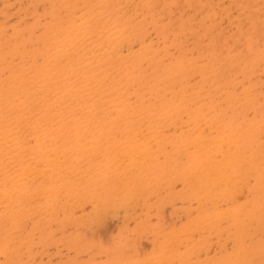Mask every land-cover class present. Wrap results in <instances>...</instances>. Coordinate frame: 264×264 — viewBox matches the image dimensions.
<instances>
[{"label":"rangeland","instance_id":"rangeland-1","mask_svg":"<svg viewBox=\"0 0 264 264\" xmlns=\"http://www.w3.org/2000/svg\"><path fill=\"white\" fill-rule=\"evenodd\" d=\"M129 1L130 3L128 0H0V208H6L5 211L0 210V264H264V147H261L264 142L259 145L260 140L263 141L264 138V0ZM126 32L128 37L121 40L125 42L123 44L119 37ZM82 33L87 37L84 38ZM116 36L118 40L115 39ZM87 38H92L93 42ZM125 39L128 43L133 42L128 45ZM88 42H91L90 46L87 45ZM80 44H84V50ZM113 46L115 48L112 50ZM133 47L138 52L146 53L140 55ZM128 48V54L136 52L138 55L128 56ZM85 49H88L89 53ZM107 53L111 55L108 56ZM99 54L101 55L98 56ZM93 56L95 57L92 58ZM108 57L110 58L107 60ZM74 94L82 98V109L75 107V98L71 99ZM106 95L107 98L104 97ZM61 97L66 101L63 111L56 107L60 104L58 100ZM107 101L111 103L108 104ZM65 113L75 115V121H88L86 125H100L94 132L103 137L96 143L94 140L76 142L71 133L72 129H61ZM25 114L28 115L24 116ZM194 118H199L201 123H195ZM205 122L225 126L231 133L229 137H235L241 143L239 146L242 147L244 163L242 168L246 172L243 179H239L242 184L234 179L236 174H233V171L238 169L236 167L226 174L228 184L224 186L225 189L218 187L214 190V187H208L203 189V193L195 190L199 176L196 173L200 166L193 158L195 148L190 144L193 137H198L200 141L203 139L197 127ZM141 126L144 127L142 130ZM132 128L136 135L130 137L127 133ZM141 131L145 132L142 134ZM12 134L13 139L10 136ZM144 136L146 139H142ZM38 137L40 140H37ZM15 140L19 141L18 143L23 141L26 145L22 146L24 143H21L20 146ZM39 141L40 143H36ZM143 144L146 146L142 149ZM125 147L129 149L126 150ZM1 148L7 152L3 153ZM46 148L48 149L45 151L49 154L42 151ZM62 149L64 156L60 157ZM93 149H96V152ZM57 150L60 155H57ZM86 150L89 153H85ZM135 150L140 152L139 156H133L132 151ZM147 150H151V153ZM143 152H148L152 157H149L147 162L149 166H144V172L139 173L138 170L146 159L140 158ZM41 153L45 154V159ZM114 154L119 162L114 158ZM5 155L7 158L11 156L9 159L13 164L10 165L5 160ZM120 155L124 157H119ZM102 156L104 159L108 157L103 161ZM58 157L62 163L65 159V166L62 163L60 165ZM74 157L80 162L79 165ZM69 158H74L77 165ZM121 158L124 159L122 163L119 160ZM37 159L43 160L44 164L39 163ZM50 161L54 163L53 166L56 162L61 166L57 163L58 167L54 166L53 170L56 171H52V175L50 168L53 166H50ZM95 161L99 165L104 164L95 168ZM47 162L50 164V171L47 170L49 175L44 170L48 168ZM119 163L125 168L119 167ZM72 164L76 170L69 166ZM192 164L197 170L190 167ZM62 165L65 168L67 165L69 172L62 170ZM83 165L85 170H90L89 175L87 171L80 169ZM33 167L37 171L34 172ZM121 168L127 174L120 171ZM26 169L29 172L28 177L33 173L39 175L43 171L46 175L41 173L39 180L37 175L34 178L32 175L29 180L25 177ZM57 170V174L62 175V178L55 174ZM74 170L77 173L76 175L74 172L75 176L72 175ZM200 170L203 174L199 178L203 177L204 180L207 170ZM123 173L124 176H121ZM66 174L70 175V179ZM64 175L68 179H63ZM48 177L54 182L56 178L59 180L52 183ZM42 178H47L46 181L50 182L46 183ZM18 180L21 182H16ZM75 180L80 186L76 185ZM231 184H235L232 185L233 192L230 189ZM73 185L79 188L74 189ZM19 187H22L24 198L18 194ZM48 187L51 189H47ZM62 188H65V191L62 190L61 193L59 191ZM99 188V191L96 190ZM209 189L212 194L207 196ZM50 190H54L55 194L59 193L54 195ZM14 194L15 196H12ZM51 194L56 196V199ZM192 194L198 195L194 198ZM200 194L206 195L207 199ZM70 195H76V200ZM2 198L10 199L11 202L8 201V205L7 201L3 204ZM95 199L98 200L97 206L105 201V204H102L103 209L102 206L97 208L95 201H91ZM216 200L219 202L214 204ZM46 201L50 207L46 206ZM100 201L102 203H99ZM230 202L233 206L228 204ZM31 203L34 205L30 208ZM58 203L60 206L56 205L57 210L54 204ZM131 203L133 204L130 206ZM68 204H71V207L76 204V207L73 209ZM65 205H68L69 209ZM93 207L96 208L92 210ZM113 208L117 211L116 215ZM193 208L191 216L190 211ZM90 212H93L92 215ZM203 213L207 215L204 216ZM119 216L123 217L119 219ZM106 223L113 226L109 224L106 227ZM191 225L193 227H187ZM181 228H188L190 231L185 229L184 232ZM100 230L104 232L101 233ZM175 235L180 237L177 241H172ZM189 237L193 241L195 238V243L188 241ZM200 239L203 242L198 243ZM168 240L173 245L167 247ZM173 242L179 245L174 247ZM187 246H190V249L198 248L197 253L195 249L188 251ZM180 252L185 253H181V256L186 257H178L180 254L177 253Z\"/></svg>","mask_w":264,"mask_h":264},{"label":"bare ground","instance_id":"bare-ground-1","mask_svg":"<svg viewBox=\"0 0 264 264\" xmlns=\"http://www.w3.org/2000/svg\"><path fill=\"white\" fill-rule=\"evenodd\" d=\"M114 2H115V0H114ZM128 2L130 3L129 0H128ZM135 2H137V1H135ZM146 2H147V0H146ZM123 3H124V1H123ZM123 3H122V4H123ZM104 4H105V3H104ZM225 4H226V2H225ZM134 5H135V3H134ZM134 5H133V6H134ZM141 5H142V4H141ZM133 6H132V7H133ZM122 7H124V6H122ZM132 7H131V8H132ZM136 7H137V6H136ZM140 7H141V6H140ZM88 8H89V7H88ZM125 8H126V7H125ZM127 8H128V6H127ZM129 9H130V5H129ZM79 11H80V10H79ZM81 11H82V10H81ZM128 11H129V10H128ZM121 12H122V10H121ZM123 12H124V11H123ZM125 12H126V11H125ZM125 12H124V13H125ZM129 12H130V11H129ZM119 13H120V12H119ZM77 14H78V13H77ZM77 14H76V15H77ZM87 14H88V13H87ZM71 15H72V14H71ZM97 16H98V15H97ZM97 16H96V17H97ZM100 16H102V15H100ZM120 17H121V16H120ZM225 20H226V19H225ZM10 21H11V20H10ZM243 21H244V20H243ZM79 22H80V21H79ZM225 22H226V21H225ZM89 24H90V23H89ZM114 25H115V24H114ZM115 27H116V26H115ZM115 27H114V28H115ZM150 28H151V27H150ZM233 29H234V28H233ZM110 30H111V29H110ZM123 30H127V29H123ZM149 30H150V29H149ZM104 31H105V29H104ZM113 31H114V29H113ZM229 31H230V30H229ZM102 32H103V31H102ZM110 32H112V30H111ZM119 33H120V32H119ZM119 33H118V35H119ZM127 33H128V32H126L124 35H126ZM75 34H76V33H75ZM101 34H102V33H101ZM107 34H108V32H107ZM107 34H106V35H107ZM114 34H115V33H114ZM81 35H83V33H82ZM97 35L99 36L100 33L97 34ZM97 35H96V36H97ZM104 35H105V34H104ZM111 35H112V34H111ZM111 35H110V36H111ZM124 35H123V34L120 35V37H119V41H121L122 39H124V37H126V38L128 37L127 35H126V36H124ZM130 35H131V33H130ZM152 35H153V33H152ZM83 36H85V35H83ZM69 37H70V34H69ZM86 37H87V35H86L84 38H86ZM137 37H138V36H137ZM108 38H109V35H108ZM113 38H114V37H113ZM116 38H117V40H118V36H116L115 39H116ZM58 39H60V38H58ZM68 39H69V38H68ZM87 39H89V38H87ZM95 39L97 40V38H95ZM95 39H94V41H95ZM100 39L102 40V38H100ZM106 39H107V37H106ZM110 39H111V38H110ZM134 39H135V38H134ZM54 40H55V39H54ZM56 40H57V39H56ZM92 40H93L92 38L89 39V41H92ZM125 40L127 41V39H125ZM51 41H52V40H51ZM65 41H66V40H65ZM82 41H83V40H82ZM86 41H88V40H86ZM99 41H100V40H99ZM99 41H96V42H99ZM113 41H115V40H113ZM136 41H137V40H136ZM71 42H72V41H71ZM92 42H93V41H92ZM122 42H123V41H121V43H122ZM132 42H133V41H131V42L129 41V43H132ZM134 42H135V41H134ZM48 43H49V42H48ZM69 43H70V42H69ZM79 43H80V42H79ZM90 43H91V42H88L87 45H89ZM104 43H106V42L104 41ZM104 43H103V44H104ZM110 43H113V42H110ZM124 43H125V42H123V44H124ZM127 43H128V41H127ZM127 43L125 44V47H127V46H126ZM129 43H128V45H129ZM135 43H136V42H135ZM67 44H68V43H67ZM84 44H85V43H84ZM84 44H80L79 46L82 45V48H83V47H85V46H83ZM93 44H94V43H93ZM107 44H108V43H107ZM113 44H114V43H113ZM113 44H112V45H113ZM115 44H116V43H115ZM136 44H137V43H136ZM138 44H139V43H138ZM77 45H78V44H77ZM85 45H86V44H85ZM87 45H86V46H87ZM90 45H91V44H90ZM90 45H89V46H90ZM104 45H105V44H104ZM116 45H118V44H116ZM141 45H142V44H141ZM70 46H71V45H70ZM89 46H88V47H89ZM119 46H120V45H119ZM131 46H135V45H131ZM75 47H76V46H75ZM75 47H71V48L73 49V48H75ZM96 47H97V46H96ZM103 47H104V46H103ZM123 47H124V46H123ZM125 47H124V49H125ZM137 47H138V46H137ZM99 48H100V47H99ZM101 48H102V47H101ZM106 48H107V46H106ZM106 48H104V49H106ZM108 48H109V47H108ZM113 48H115V46L111 47L112 50H113ZM120 48H121V46H120ZM129 48H130V46H129ZM129 48H128V50H127V54H128ZM138 48H141V47H138ZM72 49H71V50H72ZM93 49H94V47H93ZM95 49H96V48H95ZM95 49H94V50H95ZM135 49H136V47H135ZM141 49H142V48H141ZM71 50H70V51H71ZM83 50H84V48H83ZM85 50L88 52V49H85ZM94 50H93V51H94ZM96 50H97V49H96ZM108 50H109V49H108ZM117 50H118V48H117ZM133 50H134V47H133ZM70 51H66V52L68 53V52H70ZM100 51H101V50H100ZM102 51H104V50L102 49ZM102 51H101V52H102ZM118 51H119V50H118ZM121 51H122V50H121ZM124 51H125V50H124ZM130 51H132V48H131ZM134 51H137V49L134 50ZM66 52H65V53H66ZM83 52H84V51H83ZM87 52H86V53H87ZM97 52H99V51H97ZM137 52H138V51H137ZM144 52H145V51H143V52L140 51V52H138V53H140V55H141V53H144ZM65 53H64V54H65ZM80 53H82V52H80ZM88 53H89V52H88ZM125 53H126V52H125ZM145 53H146V52H145ZM194 53H195V52H194ZM95 54H96V52H95ZM107 54H108V56H109V54L111 55V53H107ZM113 54H114V53H113ZM113 54H112V55H113ZM129 54H130V56L133 55V54L138 55L136 52H135V53H132V54L129 53ZM129 54H128V56H129ZM78 55H79V54H78ZM83 55H85V53H84ZM92 55H93V53H92ZM96 55H97V54H96ZM100 55H101V54H99L98 56H100ZM121 55H122V54H121ZM121 55H119V56H121ZM123 55H124V54H123ZM140 55H139V56H140ZM144 55H145V54H144ZM89 56H90V55H89ZM125 56H127V55H125ZM79 57H81V56H78V58H79ZM94 57H95V56H93L92 58H94ZM117 57H118V56H117ZM134 57H135V56H134ZM32 58H33V56H32ZM82 58H83V56H82ZM102 58H103V57H102ZM109 58H110V57H108L107 60H108ZM124 58H125V57H124ZM132 58H133V57H132ZM76 59H77V58H76ZM97 59H99V58H97ZM113 59H115V58H113ZM130 59H131V58H130ZM83 60H84V59H83ZM93 60H94V59H93ZM95 61H96V59H95ZM54 62H56V61H54ZM80 62H81V61H80ZM103 62H104V61H103ZM83 63H84V62H83ZM86 63H88V62H86ZM97 63H98V61H97ZM97 63L94 62V64H97ZM92 64H93V63H92ZM94 64H93V65H94ZM82 65H83V64H82ZM85 67H86V66H85ZM260 73H261V72H260ZM208 74H209V73H208ZM48 77H49V76H48ZM97 77H99V76H97ZM239 78H240V77H239ZM196 79H197V78H196ZM8 80H9V79H8ZM65 81H66V80H65ZM88 82H89V81H88ZM94 82H96V81H94ZM94 82H93V84H94ZM189 82H191V81H189ZM22 83H23V82H22ZM85 83H86V82H85ZM96 83H97V82H96ZM71 84H72V83H71ZM72 85H73V84H72ZM86 85H88V84H86ZM97 85H99V84H97ZM97 85H95V86H97ZM102 85H103V84H102ZM245 85H246V83H245ZM52 86H53V85H52ZM110 86H111V85H110ZM4 87H5V86H4ZM53 87H54V86H53ZM108 87H109V85H108ZM51 88H52V87H51ZM69 88H70V87H69ZM82 88H83V87H82ZM82 88H81V89H82ZM85 88H86V87H85ZM87 88H88V87H87ZM94 89H95V88H94ZM102 89H103V87H102ZM121 89H122V88H121ZM89 90H90V89H89ZM89 90L87 89V91H89ZM56 91H57V90H56ZM99 91H100V90H99ZM92 92H94V90H93ZM92 92H91V94H92ZM96 92L99 93L97 90H96ZM108 92H109V91H108ZM74 93H75V92H74ZM97 93H96V94H97ZM76 94H78V92H77ZM106 94H107V93H106ZM17 95H19V94H17ZM67 95H68V94H67ZM74 95H75V94H74ZM89 95H90V94H89ZM92 95H93V94H92ZM75 96H76V97H75ZM75 96L71 98V99L75 98V101H74V105H75V107H80V109H82V108L84 107V106H83V100H82V98L79 97V96H77V95H75ZM107 96H108V95H106V96H104V97L107 98ZM234 98H235V96H234ZM237 98H238V97H237ZM64 99H65L64 97H61V98L58 100V102H59L60 104H57L56 107H57V109H58L59 111H63V110H64V109H63V108H64L63 105L66 104V101H65ZM100 99H102V98H100ZM235 99H236V98H235ZM110 100H111V99H110ZM115 100H116V99H115ZM18 101H19V100H18ZM86 101H87V100H86ZM102 101H104V99H103ZM112 101H114V100L112 99ZM46 102H47V101H46ZM107 102H108V101H107ZM44 103H45V102H44ZM109 103H111V102L109 101L108 104H109ZM113 103H114V102H113ZM41 104H43V102H41ZM88 104H91V103H88ZM105 104H107V103H105ZM30 105H31V104H30ZM38 105H39V104H38ZM121 105H122V104H120V106H121ZM114 106H116V105L114 104ZM19 107H20V105H19ZM37 107H38V106H37ZM96 107H97V106H96ZM116 107L119 108V106H116ZM28 108H29V107H28ZM28 108L25 107V109H28ZM53 108H54V107H53ZM89 108H91V106H90ZM36 109H37V108H36ZM115 109H116V108H115ZM107 110H108V109H107ZM121 110H122V109H121ZM20 111H21V110H20ZM92 112H93V110H92ZM92 112H91V113H92ZM105 112H106V111H105ZM116 112H117V111H116ZM118 112H119V111H118ZM53 113H54V111H53ZM63 113H64V112H63ZM71 114H72V113H71ZM4 115H5V114H4ZM27 115H28V114H27ZM27 115L25 114L24 116H27ZM117 115H118V114H117ZM119 115H121L120 112H119ZM12 116H13V115H12ZM53 116H54V114H53ZM89 116H90V115H89ZM249 116H250V115H249ZM7 117H9V116H7ZM21 117H23V116H21ZM36 117H37V116H36ZM184 117H185V116H184ZM26 118H27V117H26ZM59 118H60V117H59ZM115 118H116V117H115ZM15 119H16V117H15ZM62 119H63V120L61 121V124H62V128H61V129H62V130H68V129L70 130V129H72L71 133H72L73 136L76 138V142H78V143H85V142H87L88 140H94V142L96 143V141L99 140V139L101 138V136H102V135H99V133L97 134V133L94 132V131H96V130L99 129V126H100V125H97V126H96V125L93 124V123H90V124L86 125V124L88 123V121H81V120H79V121H75V115H69L68 113H65V114H64V118H62ZM81 119H82V118H81ZM183 119H184V118H183ZM194 119H195V121H194L195 123H199V124L201 123V120H199V118H194ZM25 120H26V119H25ZM57 120H58V118H57ZM92 120H93V119H92ZM92 120H91V121H92ZM198 120H199V121H198ZM197 121H198V122H197ZM118 122H119V121H118ZM4 123H6V122H4ZM4 123H3V124H4ZM19 124H20V123H19ZM191 124H192V123H191ZM5 125H6V124H5ZM54 125H55V124H54ZM10 126H11V125H10ZM94 126H95V128H94ZM133 126L135 127V125H132V127H133ZM42 127H43V126H42ZM130 127H131V126H130ZM141 127H142V128H140V129L142 130L144 127H143V126H141ZM186 127H187V126H186ZM153 128H155V127H153ZM153 128H152V129H153ZM262 128H263V127H262ZM0 129H1V128H0ZM20 129H22V128H20ZM40 129H41V126H40ZM140 129H139V130H140ZM152 129H151V130H152ZM198 129H199V134H201V135L203 136V139L200 141V139H199L198 137H193V138H192V141H191L192 143H191L190 145L194 146L193 148H195V151H194V153H193V158L197 160V162H198V166H200V167H198V168H199V169H204V170L206 169V170H207V171H206L207 173H205L206 176H204V180H203V177H202V179L199 178V177H201V174H203V172H202L201 170L199 171V169H198V171H197L196 174L199 175V176H198L197 179H196L197 181H196V184H195V186H194L195 190H196L198 193H203V189H207L208 187H209V188L212 187L211 189H213V187H214V188H215L214 190L218 189V187H219L220 189H221V187L224 188V186H226V185L228 184V183L226 182L227 180H226V178H225L226 174H227L228 172H230V171L236 169V167H237L238 169H237L236 171H233V172H235V173H233V174H236V176H235V178H234L235 181L238 182L240 178L243 179V177H244V175H245L246 172H245V171L243 170V168H242V166H244V163H243V160H242V159H243L242 147L239 146V145H241V143H239V141H238L235 137H233V138L229 137V136L231 135V133H230V131H229L225 126H223V125H217V124H212V123H211V124H208V123L205 122L203 125L198 126V127H197V130H198ZM25 130H26V129H24V131H25ZM27 130H28V129H27ZM33 130H34V128H33ZM174 130H175V129H174ZM188 130H189V129H188ZM12 131H13V130H12ZM21 131H23V130H21ZM24 131H23V132H24ZM37 131L39 132V130H37ZM37 131H36V133H38ZM133 131H134V130H133V128H132L130 131H128L127 134H128L130 137L135 136L136 134H134ZM190 131H192V130L190 129ZM236 131H238V130H236ZM44 132H46V131H44ZM44 132H43V133H44ZM63 132H64V131H63ZM144 132H145V131H144ZM144 132H143V133H144ZM188 132H189V131H188ZM3 133H4V132H3ZM7 133H8V132H7ZM18 133H19V132H18ZM28 133H30V131H29ZM39 133H40V132H39ZM48 133H49V132H48ZM139 133H140V131H139ZM141 133H142V131H141ZM143 133H142V134H143ZM13 134L15 135V133H13ZM13 134L10 135V136L12 137L11 139H13V137H14ZM23 134H25V133H23ZM26 134H27V133H26ZM41 134H42V132H41ZM51 134H52V133H50V135H51ZM124 134H125V133H124ZM133 134H134V135H133ZM146 134H148V133H146ZM50 135H49V136H50ZM96 135H97V136H96ZM125 135H126V134H125ZM149 135H150V133H149ZM26 136H27V135H26ZM129 136H128V137H129ZM145 136H146V135H145ZM145 136H144L142 139H146ZM3 137H4V134H3ZM39 137H41V136H39ZM39 137H38L37 140H40ZM102 137H103V136H102ZM113 137H114V135H113ZM139 137H140V136H139ZM141 137H142V136H141ZM7 138H10V137L7 136ZM26 138H29V137H26ZM48 138H51V137H48ZM137 138H138V137H137ZM155 138H156V137H155ZM262 138H263V137H262ZM262 138H261V139H262ZM16 139H18V138H16ZM45 139H46V138H45ZM60 139H61V138H60ZM153 139H154V138H153ZM153 139H152V140H153ZM18 140H20V138H19ZM24 140H27V139H24ZM55 140H56V139H55ZM138 140H139V139H138ZM138 140H137V141H138ZM15 141H16V143L19 142V141L17 142V140H15ZM15 141H14V145H15ZM30 141H31V140H30ZM35 141H36V140H35ZM35 141H34V142H35ZM50 141L53 142L52 140H50ZM131 141H132V140H131ZM141 141H143V140H141ZM141 141H140V142H141ZM5 142H6V141H5ZM5 142H3V143H5ZM9 142H12V141H9ZM20 142H21V141H20ZM25 142H26V141H25ZM28 142H29V141H28ZM125 142H126V141H125ZM128 142H129V141H128ZM128 142H126V143H128ZM143 142H144V141H143ZM143 142H142V143H143ZM152 142H153V141H152ZM152 142H151V143H152ZM159 142H160V141H159ZM159 142H158V143H159ZM162 142H164V141H162ZM162 142H161V143H162ZM258 142H259V141H258ZM258 142H257V143H258ZM261 142H264V138H263V141L260 140L259 143H261ZM21 143L23 144L24 142L22 141ZM21 143H18V144L21 146ZM36 143H40V141H39V142H36ZM136 143H137V142H136ZM144 143H145V142H144ZM18 144H16V146H17ZM30 144H31V143H30ZM30 144H29V145H30ZM32 144H33V143H32ZM54 144H55V143H54ZM56 144H58V143H56ZM56 144H55V145H56ZM87 144H88V143H87ZM133 144H134V143H133ZM262 144H263V143H261V144H259V145H262ZM4 145H5V144H4ZM25 145H26V144L24 143V145H22V146H25ZM40 145H42V144H40ZM125 145H127V144H125ZM129 145H130V144H129ZM259 145H258V146H259ZM27 146H28V145H27ZM43 146H44V145H42V147H43ZM82 146H84V145H82ZM85 146H86V145H85ZM91 146H92V145H91ZM102 146H103V145H102ZM116 146H118V145H116ZM121 146H124V145H121ZM121 146H120V147H121ZM130 146H131V145H130ZM144 146H146V144H145V145L143 144V146H141L142 149H143ZM11 147H12V146H11ZM18 147H19V146H17V148H18ZM32 147H33V146H32ZM42 147H41V148H42ZM44 147H45V146H44ZM55 147H56V146H55ZM55 147H53V148H55ZM127 147H128V146H127ZM261 147H264V144H263V146H261ZM5 148H7V147H5ZM20 148H21V147H20ZM28 148L30 149V148H31V145L28 146ZM58 148H60V147H58ZM91 148H95V147H91ZM112 148H113V147H112ZM125 148H126V147H125ZM138 148H139V147H138ZM146 148H147V147H146ZM146 148H145V149H146ZM258 148H259V147H258ZM1 149H2V148H1ZM22 149H23V148H22ZM24 149H26V148H24ZM34 149H35V148H34ZM47 149H48V148L43 149L42 151H44L45 154H47V153L49 154V152L45 151V150H47ZM55 149H56V148H55ZM85 149H87V147H86ZM97 149L99 150V148H97ZM127 149H129V148H126V150H127ZM131 149L133 150L134 148L131 147ZM135 149H137V148H135ZM147 149H148V148H147ZM153 149H154V148H153ZM2 150H3V153H4V152H7V151H4V149H2ZM8 150H9V148H8ZM17 150H18V149H17ZM17 150H16V152H17ZM40 150H41V149H40ZM59 150H60V149H59ZM91 150H92V149H91ZM91 150H90V151H91ZM93 150H94V149H93ZM95 150H96V149H95ZM95 150H94V151H95ZM107 150H109V152H111L110 149H107ZM120 150H121V149H120ZM123 150H124V149H123ZM148 150H149V149H148ZM148 150H147V151H148ZM151 150H152V149H151ZM151 150L148 151V152L151 153ZM188 150H189V149H188ZM188 150L186 149V151H188ZM12 151H13V150H12ZM19 151H20V149H19ZM26 151H27V150H26ZM29 151H30V150H29ZM32 151H33V150H32ZM57 151H58V150H57ZM64 151H65V149H64ZM80 151H82V148H80ZM121 151H122V150H121ZM152 151L155 153L154 150H152ZM14 152H15V151H14ZM16 152H15V153H16ZM46 152H47V153H46ZM54 152H55V151H54ZM62 152H63V149H62ZM67 152H68V151H67ZM71 152H73V151H71ZM83 152H84V151H83ZM87 152L89 153V151L86 150L85 153H87ZM95 152H96V151H95ZM95 152H94V153H95ZM114 152H116V151H114ZM148 152H143V154H142L141 157H140V158L143 157V159H145V158H146V159L142 162L143 166L140 168V170H138L139 173H140V171L144 172V168H146V167H144V166H146V165L148 164L147 162L150 160L149 157H152V156H150V155L148 154ZM8 153H10V151H9ZM15 153H13V154H15ZM20 153H21V152H20ZM44 153H41V154L44 155V159H45L46 157H45V154H44ZM59 153H60V152L58 151L57 155H58ZM74 153H75V152H74ZM106 153H107V152H106ZM116 153H117V152H116ZM124 153H125V152H124ZM130 153H131V152H130ZM132 153H133V156L135 157V156H137V155L139 156V153H140V152H138V151L135 150V151H132ZM154 153L152 154L153 157L155 156ZM247 153H248V152H247ZM60 154H61V153H60ZM60 154H59V155H60ZM65 154H66V153H65ZM101 154H102V153H101ZM101 154H100V155H101ZM111 154H112V153H111ZM118 154H119V153H118ZM190 154H192V152H190ZM62 155L64 156V152L60 155V157H61ZM72 155H73V154H72ZM72 155H71V156H72ZM96 155H97V154H96ZM96 155H94V156H96ZM104 155H107V154H104ZM108 155H109V154H108ZM121 155H124V154H121ZM121 155H120L119 157H122ZM179 155H180V154H179ZM3 156H4V155H3ZM29 156H30V155H29ZM34 156H35V155H34ZM50 156H51V155H50ZM67 156H68V155H67ZM97 156H99V154H98ZM97 156H96V157H97ZM114 156H115V157H114ZM114 156H113V157L116 159L117 157H116L115 154H114ZM147 156H148V157H147ZM5 157H6V155H5ZM7 157H8V156H7ZM7 157H6L5 160H7V161L10 163V165L13 164L12 162H10V159H9L11 156H9V158H7ZM21 157H22V156H21ZM30 157H31V156H30ZM75 157H77V156H75ZM75 157H74V158H75ZM96 157H95V158L93 157V158L96 159ZM102 157H103V156H102ZM107 157H108V156H107ZM107 157H106V158H107ZM113 157H112V158H113ZM123 157H124V156H123ZM123 157H122V158H123ZM188 157H189V155H188ZM34 158H35V157H34ZM74 158H72V159H73L72 162H74ZM106 158H105V159H106ZM114 158H113V160L116 161L117 159L115 160ZM122 158L119 159L120 162L124 160V159H122ZM156 158H157V156H156ZM156 158H154V159H156ZM11 159H12V158H11ZM17 159H19V158H17ZM24 159H25V158H24ZM24 159H23V160H24ZM30 159H31V158H30ZM35 159H36V158H35ZM56 159H57V158H56ZM58 159H59V157H58ZM62 159H64V158L62 157ZM69 159H71V158H69ZM72 159H71V160H72ZM75 159H76V158H75ZM97 159L99 160V158H97ZM105 159H104V157H103V161H104ZM125 159H126V158H125ZM136 159H138V158H136ZM216 159H217L218 161H216ZM219 159H220V160H219ZM23 160H22V161H23ZM26 160H27V159H26ZM26 160H24V161H26ZM28 160H29V159H28ZM38 160L40 161V159H37V161H38ZM51 160H52V159H51ZM76 160H77V161H75V162H77V164H78L79 161H78V159H76ZM108 160H111V158H110V159L108 158ZM39 161H38V162H39ZM58 161L60 162V159H59ZM91 161H92V160H91ZM91 161H90V162H91ZM106 161H107V160H106ZM117 161H118V160H117ZM153 161H155V160H153ZM153 161H150V163L153 162ZM0 162H1V161H0ZM14 162H15V161H14ZM38 162H37V164H38ZM41 162L43 163L44 161L42 160V161H40L39 163H41ZM48 162H49V161H48ZM48 162H47V165H46V166H48V168H47V169H44V170H46V172H47V170L50 168L49 165L51 164L50 166H53L52 164H54V163H52V161H50V164H49ZM53 162H54V160H53ZM65 162H66V161H65V159H64V160H63V163H65ZM75 162H74V165L76 164ZM92 162H94V161H92ZM92 162H91V163H92ZM95 162H96V161H95ZM118 162H119V161H118ZM118 162H117V163H118ZM125 162H126V160H125ZM155 162H156V161H155ZM20 163H21V162H20ZM57 163H58V162H56L55 165L58 167L59 163H58V165H57ZM61 163H62V160H61V162H60V165H61ZM63 163H62V164H63ZM79 163H80V162H79ZM91 163H90V167H91ZM101 163H102V161H101ZM121 163H122V162H121ZM121 163H119V165H121V166H119V165H117V166L122 167V164H121ZM123 163H124V162H123ZM17 164H18V163H17ZM43 164H44V163H43ZM45 164H46V163H45ZM66 164H67V163H66ZM77 164H76V165H77ZM87 164L89 165V163H87ZM103 164H104V163H102V165H103ZM127 164H128V163H127ZM165 164H166V163H165ZM199 164H200V165H199ZM55 165H54V166H55ZM60 165H59V166H60ZM63 165H64V164H63ZM63 165H62V170H63V169H66V171H67V168L70 169L67 165H66V168L63 167ZM78 165H79V164H78ZM85 165H86V164H85ZM93 165H94V163H93ZM102 165H101V164L99 165V163L96 162V166H97V167H95V166H93V167H95V168H99L98 166L102 167ZM106 165H107V164H106ZM108 165H110V163H109ZM112 165H113V164H112ZM54 166H53L52 168H50V169H52L51 171H50V169H49V171L51 172V175H52V171H53V172L56 171V170H53V169H55ZM64 166H65V165H64ZM69 166H72V167H73V164H72V165H69ZM117 166H116V167H117ZM125 166H126V164H125ZM127 166H128V165H127ZM129 166H130V165H129ZM147 166H149V165H147ZM151 166H152V165H151ZM179 166H180V165H179ZM194 166H195V165L192 164V166H190V167H192L194 170H197V169L194 168ZM41 167H42V166H41ZM60 167H61V166H60ZM78 167L80 168V166H78ZM86 167H87V166H86ZM104 167H105V166H104ZM252 167H253V166H251V168H252ZM14 168H15V167H14ZM14 168H13V169H14ZM42 168H44V167H42ZM42 168H41V169H42ZM73 168L75 169V167H73ZM87 168H89V167H87ZM107 168H109V167H107ZM110 168H111V167H110ZM122 168H125L124 165H123ZM122 168H121L120 171H122ZM129 168H130V167H129ZM132 168H133V167H132ZM147 168H148V167H147ZM7 169H8V167H7ZM9 169H10V168H9ZM32 169L34 170V172L37 171V169H34V167H33ZM80 169H84V170H85L84 165H83V168L81 167ZM117 169H118V167H117ZM126 169H128V168H126ZM185 169H186V168H185ZM187 169H188V167H187ZM215 169H216L217 171H216ZM27 170H28V169H26V171L24 170V171H25V174L27 173V175H25V177L27 176L26 179L29 178V180H30V178H32V177H31L32 175H33V178L36 177V175H37V179H38V177H40L39 175H40L41 173H42L43 175L46 173V172L44 173L43 170H42L43 172H41V173L38 172L39 175L36 174V173L34 174L33 172H31V173H33V174L30 173L31 175H30V177H28V176H29V172H28ZM33 170H30V171H33ZM60 170H61V169H60ZM75 170H76V169H75ZM75 170L73 171L72 175L74 174V172L76 173ZM112 170L115 172L114 169H112ZM112 170H111V171H112ZM129 170H130V169H129ZM129 170H128V173L130 174ZM157 170H158V169H157ZM157 170H156V171H157ZM9 171H11V169H10ZM14 171H15V170H14ZM39 171H41L40 168H39ZM66 171H65V172H66ZM85 171H87V170H85ZM89 171H90V170H89ZM89 171H87V172H88V175H89ZM97 171H98V170H97ZM111 171H109V172L113 175L114 172L112 171V172H113V173H112ZM116 171H117V170H116ZM118 171H119V169H118ZM123 171L125 172V174H127V172H126L124 169H123ZM123 171H122V172H123ZM131 171H132V170H131ZM247 171H249V170H247ZM12 172H13V171H12ZM12 172H11V173H12ZM50 172H47V175H49L48 173H50ZM58 172H59V171L57 170V172H56L55 174H57ZM61 172H62V171H60V173H61ZM63 172H64V171H63ZM63 172H62V173H63ZM65 172H64V173H65ZM67 172H69V171H67ZM109 172H108V173H109ZM135 172H136V170H135ZM142 172H141V173H142ZM168 172H169V171H168ZM188 172H189V171H188ZM193 172H194V171H193ZM8 173H9V172H8ZM82 173H83V172H82ZM106 173H107V172H106ZM136 173H137V172H136ZM160 173H161V172H160ZM190 173H191V172H190ZM13 174H14V173H13ZM69 174H70V173H69ZM69 174H66V177H67V175H69ZM100 174H101V172H100ZM142 174H143V173H142ZM184 174L186 175L187 172L184 173ZM184 174L182 173V179H183ZM231 174H232V172H231ZM2 175H3V174H2ZM9 175L13 177V175H11L10 173H9ZM45 175H46V174H45ZM45 175H44V176H45ZM72 175H71V176H72ZM76 175H77V173H76ZM88 175H86V176H88ZM102 175H103V173H102ZM106 175L108 176V175H110V174H106ZM227 175H228V174H227ZM247 175H248V174H247ZM7 176H8V175H7ZM14 176H15V174H14ZM44 176H43V178H45ZM57 176H59V175L57 174ZM73 176H75V174H74ZM96 176H97V175H96ZM98 176H99V175H98ZM113 176H114V175H113ZM121 176H124V173H123V175H121ZM140 176H141V175H140ZM190 176H191V175H190ZM41 177H42V175H41ZM41 177H40V178H41ZM51 177H53V176H51ZM51 177H50V178L48 177V178L51 180ZM59 177L62 178V175H60ZM66 177H65V175H64V176H63V179L66 178ZM68 177H69V179H70V175H69ZM80 177H81V175H80ZM110 177H111V175H110ZM157 177H158V176H157ZM157 177H156V178H157ZM163 177H164V176H163ZM15 178H17V176H15ZM18 178H19V177H18ZM40 178H39V179H40ZM43 178H42V180H44ZM55 178H56V177H55ZM55 178H54V179H55ZM77 178H78V177H77ZM82 178H83V177H82ZM101 178H102V177H101ZM105 178H106V176H105ZM122 178H123V177H122ZM186 178H187V177H186ZM186 178H185V179H186ZM232 178H233V176H232ZM8 179H9V178H8ZM26 179H24V180L26 181ZM35 179H36V178H35ZM35 179H33V180H35ZM37 179H36V180H37ZM39 179H38V180H39ZM46 179H47V178H46ZM46 179H45L44 181H46ZM57 179L59 180V178H56V181H58ZM66 179H68V178H66ZM90 179H91V178H90ZM103 179H104V178H103ZM117 179H118V178H117ZM119 179H120V177H119ZM126 179H127V178H126ZM129 179H130V178H129ZM176 179H177V178H176ZM185 179H184V180H185ZM10 180H11V178L9 179V181H10ZM22 180H23V179H22ZM29 180H28V181H29ZM50 180H49V181L47 180V181L50 182ZM78 180H79V179H78ZM156 180H157V179H156ZM171 180H172V179H171ZM190 180H191V179H190ZM3 181H5V180H3ZM47 181H46V183H47ZM51 181H53V179H52ZM56 181H55V182H56ZM114 181H115V180H114ZM124 181H125V180H124ZM142 181H143V180H142ZM144 181H146V180H144ZM147 181H148V180H147ZM182 181H183V180H182ZM244 181H245V180H244ZM16 182H21V181L18 180V181H16ZM35 182H36V181H35ZM55 182L53 181L52 183H55ZM66 182H67V181H66ZM75 182H76V185H79V186H80V184H79V182H78L77 180H75ZM100 182H101V181H100ZM150 182H151V181H150ZM153 182H154V181H153ZM155 182H156V181H155ZM237 182H235V184H236ZM241 182H242V181H241ZM241 182L239 181L240 184H242ZM251 182H252V181H251ZM38 183H39V182H38ZM77 183H78V184H77ZM181 183H182V182H181ZM181 183H180V184H181ZM189 183H190V182H189ZM13 184H14V183H13ZM49 184H50V183H49ZM122 184H123V182H122ZM126 184H127V183H126ZM151 184H152V183H151ZM151 184H150V185H151ZM163 184H164V183H163ZM180 184H179V185H180ZM235 184H231V188L229 187L230 189H232V192H233L232 185L235 186ZM245 184H246V183H245ZM245 184H244V186H246ZM6 185H8V184H6ZM19 185H20V184H19ZM67 185H68V184H67ZM74 185H75V184H74ZM74 185H73V188H74V189L79 188L78 186H76V188H75ZM82 185H83V183H82ZM104 185H105V184H104ZM124 185H125V184H124ZM124 185H123V186H124ZM152 185H153V184H152ZM152 185H151V186H152ZM161 185H162V183H161ZM236 185H237V184H236ZM16 186H17V185H16ZM49 186H50V185H49ZM96 186H97V185H96ZM127 186H128V184H127ZM153 186H154V185H153ZM162 186H163V185H162ZM234 186H233V187H234ZM70 187H71V186H70ZM90 187H91V186H90ZM121 187H122V185H121ZM121 187H119V188H121ZM128 187L130 188V186H128ZM135 187H137V186H135ZM140 187H141V186H140ZM178 187H179V186H178ZM183 187H185L184 184H183ZM19 188H20V189H19V193H18V194L23 195V198H24V193H23L22 187H19ZM122 188H124V191H125L126 188H125V187H122ZM122 188H121V189H122ZM133 188H134V186H133ZM137 188H139V186H138ZM229 188H228V189H229ZM242 188H243V185H242ZM242 188H241V189H242ZM47 189H51V188L48 187ZM74 189H73V190H74ZM93 189H94V188H93ZM106 189H107V188H106ZM121 189H120V190H121ZM130 189H131V188H130ZM139 189H140V188H139ZM142 189H143V188H142ZM190 189L192 190V188H190ZM224 189H225V188H224ZM246 189L248 190L249 188L247 187ZM16 190H18V188H17ZM21 190H22V191H21ZM56 190H57V189H56ZM58 190H60V189H58ZM62 190L65 191V188H62L61 191H59V192L62 193V192H63ZM67 190L70 191L69 188H68ZM77 190H78V189H77ZM88 190H89V189H88ZM96 190L99 191L100 188H99V189H96ZM122 190H123V189H122ZM135 190H136V189H135ZM135 190H134V192H136ZM170 190H171V189H170ZM214 190H213V191H214ZM222 190H223V189H222ZM222 190H221V192H223ZM226 190H227V189H226ZM226 190H225V193L227 192ZM237 190H238V188H236V191H237ZM247 190H246V191H247ZM44 191H45V190H44ZM44 191H43V192H44ZM51 191H52V190H50V192H51ZM79 191H80V190H79ZM79 191H78V192H79ZM109 191L111 192V190H109ZM124 191H123V192H124ZM192 191H193V190H192ZM209 191H210V193H209ZM209 191H208L207 196H208L209 194H212V192H211L210 189H209ZM219 191H220V190H219ZM228 191H229V190H228ZM230 191H231V190H230ZM52 192H53L54 195H58V193H59V192H57V193L55 194V193H54V192H55L54 190H53ZM52 192H51V193H52ZM126 192H127V189H126ZM180 192H181V191H180ZM186 192H188V191H186ZM193 192H194V191H193ZM221 192H219V193H221ZM239 192H241V191H239ZM244 192H245V191H244ZM32 193H33V192H32ZM32 193H31V194H32ZM46 193H47V191H46ZM68 193L70 194V192H68ZM79 193H80V192H79ZM85 193H87V192L85 191ZM89 193H90V192H89ZM181 193H182V192H181ZM215 193H216V192H215ZM1 194H2V193H1ZM28 194H29V192H28ZM28 194H25V195H28ZM36 194H37V193H36ZM36 194H35V196H36ZM39 194H44V193H39ZM49 194H50V193H49ZM49 194H48V195H49ZM73 194H76V193H73ZM110 194H111V193H110ZM117 194H118V193H117ZM117 194H116V196H117ZM183 194H184V192H183ZM227 194H228V193H227ZM235 194L237 195L238 193H235ZM44 195H45V194H44ZM48 195H47V196H48ZM51 195H52V194H51ZM54 195H52V197H54V198L56 199V196H54ZM88 195H89V194H87V196H88ZM90 195H91V194H90ZM94 195H96V194H92L91 196H94ZM98 195H99V193H98ZM98 195H96V196H98ZM112 195H114V194H112ZM112 195H111V196H112ZM118 195H123V194H120V193H119ZM169 195H170V194H169ZM192 195H194V194H192ZM197 195H198V194H197ZM197 195H194V196H195L194 198H196ZM200 195L203 196V197L206 196V195L204 196V195H202V194H200ZM214 195H215V194H214ZM233 195H234V193H233ZM0 196H1V195H0ZM6 196H7V195H6ZM6 196L4 195V197H6ZM12 196H15V194L12 195ZM37 196H38V195H37ZM49 196H50V195H49ZM71 196H72V197L74 196V198H75L74 201H75L76 198H77L76 195H70V197H71ZM139 196H140V194L138 195V197H139ZM143 196H144V193H143ZM174 196H175V195H174ZM212 196H213V195H212ZM215 196H216V195H215ZM229 196H230V195H229ZM26 197H27V196H26ZM32 197H33V196H32ZM38 197H39V196H38ZM38 197H37V198H38ZM50 197H51V196H50ZM70 197H69V198H70ZM72 197H71V198H72ZM100 197H101V195H100ZM153 197H154V196H152V198H153ZM171 197H172V196H171ZM177 197H178V196H177ZM203 197H202V198H203ZM221 197H223V195L220 196V198H221ZM242 197H243V196H242ZM7 198H8V196H7ZM12 198H13V197H12ZM14 198H15V197H14ZM16 198H17V196H16ZM23 198H22V199H23ZM27 198H28V197H27ZM27 198H26V199H27ZM34 198H35V197H34ZM34 198H33V199H34ZM92 198L94 199L95 197H92ZM92 198H90V199H92ZM107 198H108V197H107ZM114 198H115V197H114ZM116 198H118V197H116ZM125 198H127V196H126ZM125 198H124V199H125ZM130 198H131V196H130ZM169 198H170V197H169ZM184 198H185V197H184ZM227 198H228V197H227ZM233 198H235V197L233 196ZM233 198H231V199H233ZM240 198H241V197H240ZM240 198H238L239 201H241ZM243 198H244V197H243ZM2 199H3V198H2ZM4 199H6V198H4ZM4 199H3L2 203H3V202L5 203V202L7 201V205H8L9 202H11L10 199H9V200H8V199L4 200ZM40 199H41V198H40ZM64 199H65V198H64ZM64 199H61V200L63 201ZM83 199H85V198H83ZM122 199H123V198H122ZM124 199H123V200H124ZM141 199H142V198H140V201H139V202H141ZM143 199H144V198H143ZM166 199H167V198H166ZM170 199H171V198H170ZM185 199H186V198H185ZM205 199H207V198L205 197ZM215 199H216V198H215ZM223 199H224V198H223ZM241 199H242V198H241ZM31 200H32V199H31ZM41 200H43V198H42ZM77 200H78V199H77ZM85 200H86V199H85ZM96 200H97V199H95V200H91V201H92V202L95 201L94 204H96ZM114 200H115V199H114ZM123 200H121V202H122ZM127 200H128V199H127ZM134 200H136V199H134ZM144 200H145V199H144ZM149 200H150V199H149ZM213 200H214V199H213ZM234 200H236V199H234ZM242 200H243V199H242ZM8 201H9V202H8ZM64 201H65V200H64ZM64 201H63V202H64ZM70 201H71V200H69V203H71ZM89 201H90V200H89ZM91 201H90V202H91ZM97 201H98V200H97ZM150 201H151V200H150ZM237 201H238V200H236V202H237ZM28 202H30V201H28ZM44 202H45V201H44ZM44 202H43V203H44ZM58 202L60 203V201H58ZM104 202H105V201L103 200V203H104ZM143 202H144V201H143ZM147 202H148V201H147ZM210 202H211V201H210ZM216 202L218 203L219 201L216 200V201L214 202V204H215ZM221 202H222V201H221ZM4 203H3V204H4ZM41 203H42V202H41ZM46 203H47V201H46ZM52 203H53V202H52ZM59 203H58V204H54V205H55L54 207H56V205L60 206L61 203H60V205H59ZM65 203H66V202H65ZM76 203H77V202H76ZM97 203H98V202H97ZM99 203H102V202L100 201ZM103 203H102V204H103ZM109 203H110V202H109ZM133 203H134V201H133ZM133 203H131L130 206H131ZM232 203H233V201H232ZM234 203H235V201H234ZM17 204H18V203H17ZM19 204H20V203H19ZM72 204H74V203H72ZM90 204H92V203H90ZM94 204H93V205H94ZM102 204H99V205L102 206ZM104 204H105V203H104ZM176 204H178V203H176ZM176 204H175V205H176ZM179 204H180V203H179ZM183 204H184V203H183ZM186 204H188V203H186ZM228 204H231V202L228 203ZM237 204H238V203H237ZM31 205H32V207H33L34 204L31 203V204H30V208H31ZM68 205H69V204H68ZM68 205H67V206L65 205V206L68 208L71 204H70L69 206H68ZM135 205H136V203H135ZM135 205H134V206H135ZM194 205H195V204H194ZM10 206H11V205H10ZM23 206H24V205H23ZM41 206H42V204H41ZM46 206H48V203H47ZM58 206H57V207H58ZM96 206H97V204H96ZM100 206H97V208H99ZM103 206H104V205H103ZM103 206H102V209H103ZM127 206H128V205H127ZM192 206H193V205H192ZM227 206H228V205H227ZM227 206H226V207H227ZM231 206H233V204H231ZM234 206H235V205H234ZM240 206H241V205H240ZM1 207H2V206H1ZM4 207H5V206H4ZM24 207H26V206H24ZM27 207L29 208V206H27ZM27 207H26V208H27ZM42 207H43V206H42ZM42 207H41V208H42ZM48 207H50V206H48ZM57 207H56V208H57ZM61 207H62V206H61ZM70 207H71V206H70ZM74 207H76V204H75L73 207H71V208L74 209ZM88 207H90V206H88ZM88 207H86V208H88ZM91 207H92V206H91ZM110 207H111V206H110ZM115 207H118V206H115ZM125 207H126V206H125ZM187 207H188V206H187ZM223 207H224V206H223ZM228 207H230V206H228ZM8 208H9V207H7V209H8ZM26 208H25V209H26ZM43 208H44V207H43ZM45 208H46V207H45ZM45 208H44V209H45ZM64 208H65V207H64ZM67 208H65V209H67ZM95 208H96V207H95ZM95 208L93 207L92 210L95 209ZM197 208H198V207H197ZM5 209H6V208H5ZM5 209H4V210H3V209L1 210V208H0L1 211H5ZM9 209H11V207H10ZM32 209H33V208H32ZM39 209H40V208H39ZM53 209H54V208H53ZM53 209H52V210H53ZM65 209H64V211H66ZM68 209H69V208H68ZM68 209H67V210H68ZM133 209H134V208H133ZM168 209H169V208H168ZM202 209H203V208H202ZM231 209H232V208H231ZM237 209H238V208H237ZM237 209H236V210H237ZM33 210H34V209H33ZM42 210H43V209H42ZM46 210H47V209H46ZM52 210H51V211H52ZM57 210H58V208H57ZM57 210L55 209V211H57ZM71 210H72V209H71ZM84 210H85V209H84ZM84 210H83V212H84ZM100 210H101V209H100ZM104 210H105V212H106L107 209H105V207H104ZM143 210H144V209H143ZM153 210H154V209H153ZM221 210H222V209H221ZM12 211H13V209H12ZM31 211H32V210H31ZM31 211H30V212H31ZM64 211H63V212H64ZM86 211H87V210H86ZM94 211H95V210H94ZM94 211H93V212H94ZM189 211H190V210H189ZM189 211H188V212H189ZM193 211H194V208L190 211L191 216H193V214H192ZM217 211H218V210H217ZM217 211H216V212H217ZM234 211H235V210H234ZM237 211H238V210H237ZM17 212H18V211H17ZM41 212H42V211H41ZM45 212H46V211H45ZM53 212H54V211H53ZM53 212H52V213H53ZM79 212H80V211H78V213H79ZM83 212H82V213H83ZM93 212H92V213H93ZM107 212H108V211H107ZM114 212H115V213H114ZM116 212H117V211H115V209L113 208V213H114L115 215H116ZM120 212H122V211H120ZM129 212H130V211H129ZM129 212H126V214L129 213ZM136 212H138V211H136ZM143 212H144V211H143ZM165 212L167 213L166 210H165ZM202 212H203V211H202ZM204 212H205V210H204ZM227 212H228V210H227ZM43 213H44V212H43ZM68 213H69V212H68ZM78 213H77V216H78ZM90 213H91V212H90ZM92 213H91L90 215H92ZM97 213H98V212H97ZM109 213H110V212H109ZM111 213H112V212H111ZM234 213H235V212H234ZM62 214H64V213H62ZM62 214H61V215H62ZM75 214H76V212H75ZM124 214H125V213H124ZM200 214H202V213H200ZM203 214H204V213H203ZM11 215H12V213H10V215H9L10 218H11ZM13 215H14V214H13ZM110 215H111V214H110ZM119 215H120V214H119ZM122 215H123V214H122ZM206 215H207V214H204V216H206ZM231 215H233V214H231ZM83 216H84V215H83ZM120 216H121V215H120ZM120 216H119V219L123 217V216H122V217H120ZM221 216H222V214H221ZM66 217H67V216H66ZM84 217H85V216H84ZM188 217H189V216H188ZM241 217H242V216H241ZM12 218H13V217H12ZM12 218H11V219H12ZM51 218H52V217H51ZM167 218H168V217H167ZM181 218H182V217H181ZM201 218H202V217H201ZM207 218H208V217H207ZM228 218H229V217H228ZM111 219H112V218H111ZM113 219H114V218H113ZM202 219H203V218H202ZM208 219H209V218H208ZM208 219H207V220H208ZM223 219H224V218H223ZM223 219H221V220H223ZM229 219H230V218H229ZM153 220H154V219H153ZM115 221H116V220H115ZM197 221H198V220H195V222H197ZM218 221H219V220H218ZM230 221H231V220H230ZM12 222H13V221H12ZM12 222H11V224H12ZM109 222H110V221H109ZM113 222H114V221H112V223H113ZM13 223H14V222H13ZM212 223H213V222H212ZM231 223H232V221H231ZM109 224H110V223H106V227H107V225H109ZM191 224H193V221H192ZM130 225H132V223H130ZM187 225H188V224H187ZM253 225H254V224H253ZM110 226H111V224H110ZM112 226H113V225H112ZM112 226H111V227H112ZM183 226H184V225H183ZM221 226H222V225H221ZM187 227H188V228H191V227H193V225H191L190 227H189V226H187ZM206 227H207V226H206ZM188 228H187V229L185 228V229H186V230H189ZM203 228H204V227H203ZM108 229H109V226H108ZM108 229H107V231H108ZM181 229L183 230V228H181ZM185 229L183 230L184 232H185ZM220 229H221V227H220ZM105 230H106V228H105ZM177 230H178V229H177ZM191 230H192V229H191ZM202 230H203V229H202ZM202 230H201V231H202ZM189 231H190V230H189ZM189 231H188V232H189ZM203 231H204V233H205V230H203ZM206 231L208 232L207 229H206ZM99 232L103 233L104 231L102 232V231L100 230ZM173 232L175 233V230H174ZM178 232H179V231H178ZM211 232H212V231H211ZM211 232H210V233H211ZM181 233H182V232H181ZM192 233H193V232H192ZM197 233H198V232H197ZM201 234H202V233H201ZM205 234H207V233H205ZM212 234H213V232H212ZM169 235H171V234H169ZM187 235H188V234H187ZM192 235H193V234H192ZM198 235L200 236V234H198ZM95 236H96V235H95ZM171 236H172V235H171ZM190 236H191V235H190ZM196 236H197V234H196L194 237H196ZM199 236H198V237H199ZM202 236H203V235H202ZM173 237H174V239L171 237V238H172V241H173V240H176V241H177L178 238H179L180 236L177 237V236L175 235V236H173ZM175 237H177V238L175 239ZM149 238H150V237H149ZM181 238H182V236H181ZM181 238H180V239H181ZM189 238H190V237H189ZM204 238H205V236H204ZM187 240H188V239H187ZM204 240H205V239H204ZM168 241H169V240H168ZM172 241H171V242H172ZM176 241H175V242H176ZM188 241H190L191 243H195V238H194V241H193V239L191 240V238H190ZM188 241H187V243H188ZM192 241H193V242H192ZM175 242H173V243H175ZM178 242H179V241H178ZM185 242H186V240H185ZM185 242H183V244H184ZM197 242H198V243H201V242H203V241H201V239H200V241H197ZM144 243H145V242H144ZM144 243H142V244H144ZM176 243H177V242H176ZM176 243H175V246H174V247H176L177 245H179V244L176 245ZM191 243H189V244H191ZM198 243H196V244H198ZM189 244H188V245H189ZM146 245H147V244H146ZM170 245H173V244H170V241H169V244L167 245V247H169ZM201 245H202V244H201ZM203 245H204V244H203ZM143 246H144V245H143ZM145 247H146V246H145ZM164 247L166 248V245H164ZM174 247H172V249H173ZM187 247H188V246H187ZM189 247H190V246H189ZM189 247H188V251H189V249H190ZM146 248H148V247H146ZM184 248H185V247H184ZM184 248H183V249H184ZM166 249H167V248H166ZM166 249H165V251H166ZM191 249H195V248H194V247H193V248L191 247ZM191 249H190V251H191ZM197 249H198V248H197ZM197 249H195V252H196ZM50 250H51V249H50ZM170 250H171V249H170ZM180 250L182 251V249H180ZM185 250H186V249H185ZM188 251H187V252H188ZM193 251H194V250H192V252H193ZM211 251H212V250H211ZM167 252H168V249H167ZM181 253H182V252L177 253V254H180V255H178V257L180 256V257H182V258H185L186 256H184V257L181 256ZM196 253H197V252H196ZM211 253H212V252H211ZM186 254H188V253H186ZM193 254H194V253H193ZM12 255H13V254H12ZM182 255H185V253H182ZM188 255H190V253H189ZM202 256H203V254H202ZM245 257H246V256H245ZM193 258H194V257H193ZM0 259H1V258H0ZM149 259H150V258H149ZM157 259H158V258H157ZM153 260H154V258H153ZM158 260H159V259H158ZM160 260H161V259H160ZM145 261H146V260H145ZM145 261H143V262H145ZM149 261H152V260H149ZM180 262H181V261H180ZM135 263L139 264L138 262H135ZM152 263H153V261H152ZM158 263H160V262H158ZM144 264H145V263H144ZM171 264H172V263H171ZM177 264H178V263H177Z\"/></svg>","mask_w":264,"mask_h":264}]
</instances>
